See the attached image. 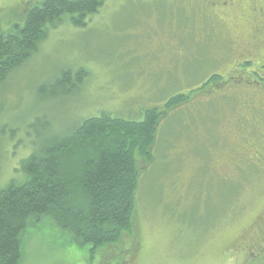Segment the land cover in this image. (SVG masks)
Masks as SVG:
<instances>
[{"label": "rangeland", "instance_id": "obj_1", "mask_svg": "<svg viewBox=\"0 0 264 264\" xmlns=\"http://www.w3.org/2000/svg\"><path fill=\"white\" fill-rule=\"evenodd\" d=\"M43 1L0 0V31L22 26ZM184 1L106 0L83 27L67 16L0 84V189L19 183L21 161L75 122L165 113L151 159L136 155L132 229L92 255L44 217L25 231L20 264H264V127L242 122L239 134L229 125L247 112L234 101L252 74L243 79L215 44L199 42L205 30ZM65 72L82 81L54 90ZM213 75L221 85L201 89ZM177 94L189 100L165 108Z\"/></svg>", "mask_w": 264, "mask_h": 264}, {"label": "trees", "instance_id": "obj_2", "mask_svg": "<svg viewBox=\"0 0 264 264\" xmlns=\"http://www.w3.org/2000/svg\"><path fill=\"white\" fill-rule=\"evenodd\" d=\"M105 2L44 0L28 11L22 26L15 24L8 32L0 31V84L31 58L38 43L48 35L49 26L70 16L75 26L83 27ZM252 78L247 87L256 82L254 73ZM72 80L81 82V72L63 73L55 81L54 90L66 92L76 84ZM222 80V75H213L201 89L221 85ZM188 100V95L177 94L165 108ZM163 116L165 113L158 108H150L142 121L108 114L87 118L75 122L69 134L46 142L22 160L18 169L22 180L0 189V264L21 263L23 235L44 217L69 231L79 246H89L92 255L98 249L116 245L122 232L130 231L133 225L140 171L136 155L151 159Z\"/></svg>", "mask_w": 264, "mask_h": 264}, {"label": "flooded vegetation", "instance_id": "obj_3", "mask_svg": "<svg viewBox=\"0 0 264 264\" xmlns=\"http://www.w3.org/2000/svg\"><path fill=\"white\" fill-rule=\"evenodd\" d=\"M184 2L195 14L197 29L205 30V33L198 37L199 42L206 46L215 44L221 59H226L225 63H232L230 70H239L246 74L252 72L257 76L256 82H252L250 87L244 85L246 91L237 99L240 103L242 100V110H246V114L236 118L235 113L229 125L231 129L238 127L239 134L247 130L244 125H249L248 129L258 131L252 126L256 125L258 129L260 126L264 127V0ZM240 103L237 102L239 105ZM242 122H245L244 125H241ZM261 136L264 138V134ZM247 147L255 148L253 144H248ZM233 148L237 150L241 147L233 145Z\"/></svg>", "mask_w": 264, "mask_h": 264}]
</instances>
